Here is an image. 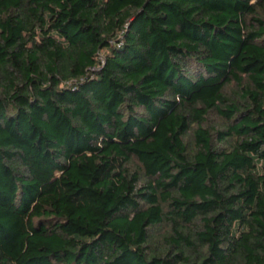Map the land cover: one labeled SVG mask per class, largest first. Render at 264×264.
<instances>
[{
  "label": "trees",
  "instance_id": "obj_1",
  "mask_svg": "<svg viewBox=\"0 0 264 264\" xmlns=\"http://www.w3.org/2000/svg\"><path fill=\"white\" fill-rule=\"evenodd\" d=\"M0 264H264V0H0Z\"/></svg>",
  "mask_w": 264,
  "mask_h": 264
},
{
  "label": "rangeland",
  "instance_id": "obj_2",
  "mask_svg": "<svg viewBox=\"0 0 264 264\" xmlns=\"http://www.w3.org/2000/svg\"><path fill=\"white\" fill-rule=\"evenodd\" d=\"M218 123H219V118L215 117L214 115L209 116L207 124L213 125V124H218Z\"/></svg>",
  "mask_w": 264,
  "mask_h": 264
}]
</instances>
